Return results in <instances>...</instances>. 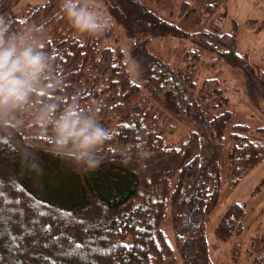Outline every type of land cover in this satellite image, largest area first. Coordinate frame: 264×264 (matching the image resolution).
Returning a JSON list of instances; mask_svg holds the SVG:
<instances>
[{"label": "trees", "instance_id": "obj_1", "mask_svg": "<svg viewBox=\"0 0 264 264\" xmlns=\"http://www.w3.org/2000/svg\"><path fill=\"white\" fill-rule=\"evenodd\" d=\"M17 1L0 0V16L13 28L40 29L51 62L29 104L0 116V264H213L204 219L264 157V127L238 118L216 77L196 81L200 71L228 65L244 83L255 79L264 112V70L252 74L237 49L236 22L231 31L218 22L186 30L176 18L192 0H179L174 14L163 11L164 0H101L112 28L94 37L72 28L60 0L20 11ZM217 5L204 4L199 15ZM164 37L183 42L161 47ZM72 103L110 133L94 171L45 150L40 111ZM33 161L62 167L65 189L29 172ZM244 215V203H231L215 237L239 235Z\"/></svg>", "mask_w": 264, "mask_h": 264}, {"label": "clouds", "instance_id": "obj_2", "mask_svg": "<svg viewBox=\"0 0 264 264\" xmlns=\"http://www.w3.org/2000/svg\"><path fill=\"white\" fill-rule=\"evenodd\" d=\"M60 14L81 35L98 37L110 31L112 20L96 0H60ZM44 37L34 26L13 28L0 16V116L24 109L47 74L51 56L44 49ZM37 119L48 134L45 150L70 163L77 171H94L109 138L105 128L78 103L59 109L46 105ZM26 162V161H25ZM32 170H42L33 161Z\"/></svg>", "mask_w": 264, "mask_h": 264}, {"label": "rangeland", "instance_id": "obj_3", "mask_svg": "<svg viewBox=\"0 0 264 264\" xmlns=\"http://www.w3.org/2000/svg\"><path fill=\"white\" fill-rule=\"evenodd\" d=\"M164 2L163 11L165 13L168 11H171V14L177 13V0H164ZM96 4L103 10L101 0H96ZM27 5L30 4L22 1V3L17 5L16 11H20ZM229 14L230 16H227L225 10L222 9L220 5H217L214 12H210L207 16H200L198 13L196 18L192 15L187 17V20H185L186 30L207 27L212 22H218L224 31H231L232 22L234 21L232 17L235 19L240 16H238V13H233L232 10ZM235 21L239 26V29L237 30L239 34L236 32V35H239L237 49L240 52H244L242 51L243 47H240V43L242 40L249 37V34L251 35L247 27H250L251 29V26L249 25L253 22L243 24L242 21ZM118 33L120 37L119 43L125 49L128 65L131 71H133L128 51V38L122 35L121 29L120 31L118 30ZM260 35L261 36L256 38L251 37V42H254L255 40L258 42V44H256L257 46L248 47L249 52H247V54L249 56V68L252 74L256 69L264 70V33ZM158 39L160 40L158 41V45L160 46L179 45L183 42L181 38L177 37H164ZM210 77H216L219 80L222 93L228 99V106L232 110L238 112L239 119L246 121L252 128L258 126L264 127V112L261 111L259 107L262 105V101L256 87V81L254 83L255 79H252L249 84H246L241 77L234 74L228 65H223L220 68L204 69L200 71L196 77V81L200 83L204 78ZM182 131L183 129L178 127V130L170 135V137L173 139ZM262 138L264 140V136ZM64 163L66 165H71L67 162ZM38 165L42 170L41 173L31 170L32 166H29V172H32L35 176L42 175V181L44 182L55 181L59 187L65 189V187L60 186L61 182L63 183L65 181L61 171L62 167H59L52 162L50 164L45 162V166L43 164ZM67 172L68 171L65 173V171H63L65 177ZM225 186L226 179L224 177L222 180V190L225 189ZM233 202H241L245 205V215L241 220L242 232L239 235L233 236L228 241L218 240L214 235L215 225L226 208ZM204 220L209 257L213 264H258L257 258L264 254V157L260 162L245 171L242 179L236 187L228 194L222 196L217 206L205 217Z\"/></svg>", "mask_w": 264, "mask_h": 264}, {"label": "crops", "instance_id": "obj_4", "mask_svg": "<svg viewBox=\"0 0 264 264\" xmlns=\"http://www.w3.org/2000/svg\"><path fill=\"white\" fill-rule=\"evenodd\" d=\"M22 1H25V3L30 5H35L43 0H18L14 7L15 10H17V5H19V3H22ZM207 3H219L222 9L225 10L227 16H230L231 13L229 14V12L231 10L233 11V13L235 12V14L238 13V16L240 17L236 16L237 18L235 19L234 17H232L234 21L239 20L242 21L243 24L245 23L249 24V22H253L251 25H249L251 26V29L250 27L249 28L247 27L251 35L249 34V37L241 41L240 47H243L242 51L249 52L248 47L257 46L256 44H258V42L256 40L254 42H251V37L256 38L258 36H261L260 34L264 33V0H192L191 7L185 13V15L176 18L177 25L183 29H187L185 24V20H187V17H190L192 15L195 16L196 18L198 16V13H200L202 9V6ZM236 24L238 30L239 29L238 23L236 22ZM237 34H239L238 31ZM242 34L244 35L243 32ZM238 36H237V47H238Z\"/></svg>", "mask_w": 264, "mask_h": 264}, {"label": "snow or ice", "instance_id": "obj_5", "mask_svg": "<svg viewBox=\"0 0 264 264\" xmlns=\"http://www.w3.org/2000/svg\"><path fill=\"white\" fill-rule=\"evenodd\" d=\"M75 247L79 248V247H80V245H76ZM125 247H127V246H125Z\"/></svg>", "mask_w": 264, "mask_h": 264}]
</instances>
